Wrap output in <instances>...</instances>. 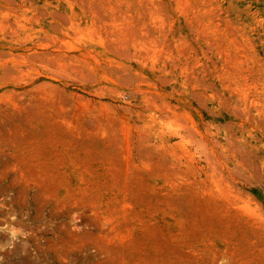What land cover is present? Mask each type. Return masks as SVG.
Returning a JSON list of instances; mask_svg holds the SVG:
<instances>
[{
	"label": "rangeland",
	"instance_id": "1",
	"mask_svg": "<svg viewBox=\"0 0 264 264\" xmlns=\"http://www.w3.org/2000/svg\"><path fill=\"white\" fill-rule=\"evenodd\" d=\"M264 264V0H0V264Z\"/></svg>",
	"mask_w": 264,
	"mask_h": 264
},
{
	"label": "clouds",
	"instance_id": "2",
	"mask_svg": "<svg viewBox=\"0 0 264 264\" xmlns=\"http://www.w3.org/2000/svg\"><path fill=\"white\" fill-rule=\"evenodd\" d=\"M221 264H224V262L222 261Z\"/></svg>",
	"mask_w": 264,
	"mask_h": 264
}]
</instances>
